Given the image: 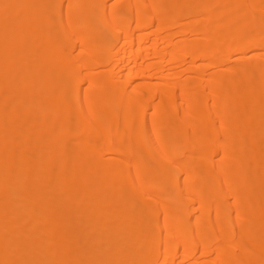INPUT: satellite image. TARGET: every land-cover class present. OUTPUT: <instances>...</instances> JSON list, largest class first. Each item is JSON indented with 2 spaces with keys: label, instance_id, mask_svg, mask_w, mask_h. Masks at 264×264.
<instances>
[{
  "label": "bare ground",
  "instance_id": "bare-ground-1",
  "mask_svg": "<svg viewBox=\"0 0 264 264\" xmlns=\"http://www.w3.org/2000/svg\"><path fill=\"white\" fill-rule=\"evenodd\" d=\"M0 264H264V0H0Z\"/></svg>",
  "mask_w": 264,
  "mask_h": 264
},
{
  "label": "rangeland",
  "instance_id": "rangeland-1",
  "mask_svg": "<svg viewBox=\"0 0 264 264\" xmlns=\"http://www.w3.org/2000/svg\"><path fill=\"white\" fill-rule=\"evenodd\" d=\"M178 103H180V101L177 100Z\"/></svg>",
  "mask_w": 264,
  "mask_h": 264
}]
</instances>
